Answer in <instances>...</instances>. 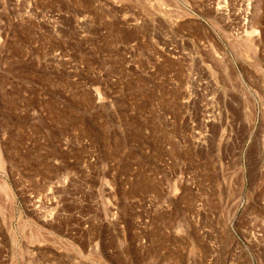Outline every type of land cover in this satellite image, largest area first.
<instances>
[{"label": "rangeland", "instance_id": "rangeland-1", "mask_svg": "<svg viewBox=\"0 0 264 264\" xmlns=\"http://www.w3.org/2000/svg\"><path fill=\"white\" fill-rule=\"evenodd\" d=\"M0 264H264V0H0Z\"/></svg>", "mask_w": 264, "mask_h": 264}]
</instances>
